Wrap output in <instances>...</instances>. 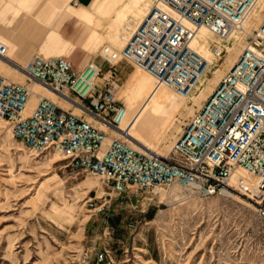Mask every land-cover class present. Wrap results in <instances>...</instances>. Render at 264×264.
<instances>
[{
  "label": "rangeland",
  "instance_id": "obj_1",
  "mask_svg": "<svg viewBox=\"0 0 264 264\" xmlns=\"http://www.w3.org/2000/svg\"><path fill=\"white\" fill-rule=\"evenodd\" d=\"M137 1L93 0L85 11L74 12L78 6L73 0H58L55 11L49 7L51 22L31 25L45 29L40 35L56 28L60 36L55 44L40 37L36 54L64 56L77 71L89 62L98 65L102 75L113 67L115 97L126 113L120 127L132 144L150 147L163 157L237 58L247 35L263 20L264 0L244 22L246 33L242 27L219 41L227 48L218 59H210L187 96L160 84L171 92L162 88L129 62L110 65L102 57L104 45L119 50L120 25L145 0ZM36 9L25 12L30 8L15 0H0V16L14 15L10 17L14 21L0 22V45L18 44L29 25L18 19H30ZM68 12L83 20L67 18ZM29 57L0 55V74L23 82L24 76L13 68L19 70ZM30 86L41 89L34 82ZM39 92L67 107L51 92ZM35 102L36 97H29L25 114ZM66 163L67 158L55 151L35 152L23 146L11 135L10 123L0 118V264H264V233L253 204L238 188L201 196L177 186L154 187L118 204L107 195L109 189L100 177L75 175ZM98 253L105 257L96 258Z\"/></svg>",
  "mask_w": 264,
  "mask_h": 264
},
{
  "label": "built area",
  "instance_id": "obj_2",
  "mask_svg": "<svg viewBox=\"0 0 264 264\" xmlns=\"http://www.w3.org/2000/svg\"><path fill=\"white\" fill-rule=\"evenodd\" d=\"M257 1L154 0L124 45L103 47L101 55L110 65L129 62L155 83L187 96L210 64L189 46L196 31L203 27L217 38L210 54L218 59L224 52L219 41L242 27ZM20 70L23 82L0 74V118L23 146L61 154L75 175H97L118 204L154 187L222 194L231 189L230 172L241 168L255 181L245 195L264 233V18L163 157L133 148L118 134L124 108L115 97L113 67L102 75L89 62L77 71L64 56L32 54ZM30 82L49 89L67 107L35 93ZM32 94L36 102L25 114Z\"/></svg>",
  "mask_w": 264,
  "mask_h": 264
},
{
  "label": "bare ground",
  "instance_id": "obj_3",
  "mask_svg": "<svg viewBox=\"0 0 264 264\" xmlns=\"http://www.w3.org/2000/svg\"><path fill=\"white\" fill-rule=\"evenodd\" d=\"M139 1L140 0H138L137 2H139ZM260 1H262V0H258L256 2V4L254 5V7L252 8V10L255 8V6ZM153 2H154V0H145L142 3H138L137 6L133 9L132 13L130 15H128L129 17L127 16L123 20L122 24L120 25L118 34H117V40L116 41H117V46L119 47L118 49H120L124 45L125 41L129 38V36L131 35V33L137 27V25H139L142 22V20L147 16L148 10H149L150 6L153 4ZM252 10H251V12H252ZM244 22L242 23V27H243ZM234 32H232L230 34V36L227 38V40L233 35ZM242 32L243 33H246L245 30H244V27L242 28ZM212 37H214V35L212 33H210L207 29H205L203 27H200L196 31L193 39L189 43V46L194 51L198 52L201 56H203L204 58H206L210 63H211L210 59L212 58L211 57V54H210V47H211V45H219L218 44V41L212 39ZM222 46L225 47L224 49L227 48L224 45H222ZM103 47L109 48V46H106V45H104ZM13 70H15L16 72L21 73L20 72V67H19V70L18 69H15V68H13ZM143 74L146 75L147 77L151 78L147 73H143ZM36 85H38V84H36ZM39 87L41 88L40 90H44V91L51 92L50 90H48L46 88H43L41 86H39ZM161 87L164 88V89H166V90H168L169 92H171L166 87H164V86H161ZM33 91L35 93H38V94L44 96L39 91H35L34 89H33ZM51 93L56 97V95L53 92H51ZM32 96L37 97L35 94H32L30 97H32ZM30 100H31V98H30ZM125 115H126V113L124 111L123 116L118 120V125H117V132H118V134H121L122 137L133 148H135V149H137L139 151H142V152L153 153L152 150H150V147H145V146L137 147L136 145H134V144L131 143L130 137L128 136L127 131L123 130L120 127V124H121V122H123V120L125 118ZM153 154H155V153H153ZM227 185L228 186H233L235 188H238L240 191L243 192V194H249V193H251V191L254 188L255 181L251 178V176L247 172H245L241 168H238V169L232 170L230 172V175L228 177V183H227Z\"/></svg>",
  "mask_w": 264,
  "mask_h": 264
},
{
  "label": "crops",
  "instance_id": "obj_4",
  "mask_svg": "<svg viewBox=\"0 0 264 264\" xmlns=\"http://www.w3.org/2000/svg\"><path fill=\"white\" fill-rule=\"evenodd\" d=\"M15 1L19 2L22 6H24L26 8H30L29 11H25V12H30L32 10V7H37L36 10H33V12H34L33 14L36 16V19H34V15L30 19H27V18L18 19L19 21L29 22V25H27V28H26L27 33L21 34V37L18 40V44H16V42H12L11 44H7V46L1 44L0 45V55H3V56L6 55L7 56L8 54H10V55L13 54V55L17 56L19 59H23L24 57L30 56L32 54H36L38 51V48H39V44H40L38 40L40 37L42 38V36H43V38H45L44 40L46 42H51L54 44L60 42V36L56 32V28L53 30L51 28L47 29L45 31V33H43V35H40V30L44 31L45 29H41L40 27L35 26L34 24L31 25L32 22H46V23L51 22L52 19L50 17H51L52 13L49 14V7H51L52 9H54L53 11H55L56 7H57L56 3L58 2V0H40V2L37 1L35 3H31L30 0H15ZM68 1L71 2L72 0H68ZM73 1L78 6L77 11H74V12L85 11L86 10L85 7L88 5H89V7H91V4L93 2V0H73ZM10 6H13V5H10ZM13 16L14 15H12L11 13L1 15L0 16V22L14 21L13 18H10ZM66 17L71 18V19H75V20H83L82 18L75 16V14H72V12H68L66 14ZM2 29L3 28L0 27V32H2ZM23 37L25 39H23ZM8 46H10V47H8ZM8 49H10L9 52H8ZM39 91L45 92L44 90H39ZM41 94L44 95V93H41ZM159 108H161V104L159 106L154 105L155 110H159ZM95 125L99 126L97 123H95Z\"/></svg>",
  "mask_w": 264,
  "mask_h": 264
},
{
  "label": "trees",
  "instance_id": "obj_5",
  "mask_svg": "<svg viewBox=\"0 0 264 264\" xmlns=\"http://www.w3.org/2000/svg\"><path fill=\"white\" fill-rule=\"evenodd\" d=\"M150 214H147V216H149Z\"/></svg>",
  "mask_w": 264,
  "mask_h": 264
}]
</instances>
